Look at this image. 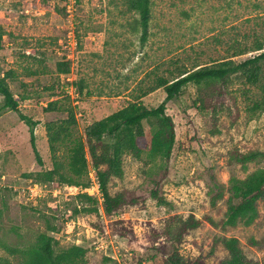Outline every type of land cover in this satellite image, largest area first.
Listing matches in <instances>:
<instances>
[{
    "label": "rangeland",
    "instance_id": "rangeland-1",
    "mask_svg": "<svg viewBox=\"0 0 264 264\" xmlns=\"http://www.w3.org/2000/svg\"><path fill=\"white\" fill-rule=\"evenodd\" d=\"M149 1L148 33L140 45L137 16L124 0H0L1 48L6 50L0 74L10 70L16 76L8 87L19 112L35 123L33 144L42 161L41 166L35 163L27 127L18 116L0 111V258L15 264L17 252L10 255L5 248L24 250L46 233L56 241L55 251L71 245L84 248L86 264H163L158 256L150 258L154 232L171 217L191 214L200 224L186 233L178 251L189 264H218L226 257L223 238L238 241L248 264H264L261 202L250 225L239 220L222 225L228 207L238 202L229 179L243 182L252 172L264 170V161L243 168L229 162L233 152H264V111L248 112L246 101L257 100L259 92L243 86L238 74L219 96L201 98L206 91L199 94L187 84L165 102L174 131L168 158L150 153L154 125L142 122L143 161L125 156L122 177L111 178L107 185L110 195L122 193L126 201L111 216L103 215L99 195L93 196L97 214L73 213L91 207L77 196L83 188L55 181L33 187L34 180L25 177L51 169L43 124L65 115L44 113L49 101L72 107L76 125L71 135L80 137L87 125L134 101L154 87L156 79L170 80L176 69L189 71L229 58V47H249L252 35L264 38V0ZM256 53L231 60L237 63ZM56 62L68 65L62 77L54 73ZM26 69L45 72L26 78ZM71 91L78 95L76 100L68 95ZM164 96L159 88L139 101L153 109ZM64 146L57 151L62 163ZM83 183L92 185L88 174ZM152 190L164 204L151 198ZM217 190L221 197L210 206ZM120 226L130 230L125 237L114 231ZM251 240L262 244L253 246Z\"/></svg>",
    "mask_w": 264,
    "mask_h": 264
},
{
    "label": "trees",
    "instance_id": "trees-1",
    "mask_svg": "<svg viewBox=\"0 0 264 264\" xmlns=\"http://www.w3.org/2000/svg\"><path fill=\"white\" fill-rule=\"evenodd\" d=\"M126 9L137 16L136 25L139 32V43L144 44L147 37L148 22L150 17L149 0H124ZM0 33V49L1 36ZM249 47L239 43L229 47L231 51L229 58L217 61L207 66H196L191 70L176 69L175 75L167 80L165 78L156 79L154 87L141 92L139 97L108 116L95 120L87 125L80 137H72V127L76 125L73 109L70 105H64L60 100L49 101L42 109L44 113H62L64 119L60 121H49L43 124L44 137L49 152L51 169L29 173L25 177L32 178L35 183L57 182L58 184L87 188L83 183V178L88 173V165L94 173L98 193L101 198V209L104 216H111L116 210L125 204L122 193L110 195L107 189L111 178L120 179L122 177V162L125 156H131L136 161H143L142 152L145 149L144 132L142 122H152L154 131L150 138L149 151L155 156L168 158L174 140L173 123L171 118L165 114V102L176 97L180 90L187 84L196 87V92L203 98L206 95H221L230 85V77L238 74L242 79V85L256 88L259 92L257 100L246 99L248 112L264 111V38L252 35ZM257 52L243 61L234 62L233 57L246 53ZM45 71L25 70V77H36ZM68 65L66 62H56L54 73L56 75L66 74ZM15 78L12 71L8 70L0 77V111L10 110L14 112L19 120L27 127L29 142L33 158L38 166L42 161L33 144V127L35 123L28 117L22 115L18 110V101L14 99L9 91L6 81ZM163 89L164 99L153 109L145 108L139 99L155 89ZM50 86L48 90H52ZM205 89V90H204ZM242 90V93L245 94ZM107 137L109 141H105ZM67 155L64 163L57 157L58 148L64 145ZM88 159V160H87ZM229 162L240 165L264 161V152L246 151L244 153L233 152L229 156ZM89 162V164H88ZM230 191L234 198L238 199L235 205L229 206L222 225L233 226L237 220L244 225H250L257 217L256 204L262 203L264 209V170L259 169L252 172L243 182L230 178ZM220 187H218L219 189ZM83 201L91 207L74 209L73 213L88 212L97 214L94 207L96 200L84 193L77 194ZM151 198L157 204H164L163 199L158 198L156 191L150 192ZM221 197L220 190H217L209 198L210 206H214L216 200ZM211 223V221H210ZM115 224H120L116 222ZM200 221L193 215L188 214L185 218L171 217L164 224L159 232H154V237L150 242L153 251L151 259L160 257L163 264H189L179 254V246L186 233L197 228ZM212 224V223H211ZM47 231L53 232L51 227ZM119 237H125L130 230L125 227L114 228ZM226 257L218 264H248L238 241L235 238H223L220 240ZM253 246L262 243L250 241ZM56 241L46 233L36 236L34 242L24 250L14 251L5 248V251L17 255L15 264H86V250L77 245H71L65 249L55 251ZM264 249V244H262ZM0 264H11L6 258H0ZM196 264V263H195Z\"/></svg>",
    "mask_w": 264,
    "mask_h": 264
},
{
    "label": "built area",
    "instance_id": "built-area-1",
    "mask_svg": "<svg viewBox=\"0 0 264 264\" xmlns=\"http://www.w3.org/2000/svg\"><path fill=\"white\" fill-rule=\"evenodd\" d=\"M69 3H72V0H67ZM72 94V95H71ZM68 95H70V98L71 99H73V100H76V98L78 97V95L76 94V93H72V91H71V93H69L68 92ZM88 176H89V178H90V181H91V184L92 185H90V183H89V186L87 187V188H84V189H79V193L80 194H82V193H84V194H86V195H88V196H90V197H93L94 196V194L95 195H99V193H98V186H97V182H96V179H95V176H94V174L91 176V173L93 172L91 169H89L88 168ZM89 172H91V173H89ZM36 185H38L37 183H33V187H35ZM73 189L74 190H77L76 189V187H73ZM116 259V258H115Z\"/></svg>",
    "mask_w": 264,
    "mask_h": 264
},
{
    "label": "crops",
    "instance_id": "crops-1",
    "mask_svg": "<svg viewBox=\"0 0 264 264\" xmlns=\"http://www.w3.org/2000/svg\"><path fill=\"white\" fill-rule=\"evenodd\" d=\"M5 49H0V65H1V63H2V61H3V56H5L4 54H5ZM7 59H6V62H7V60H8V57H6ZM8 71V70H7ZM6 72V71H5ZM13 72V71H12ZM4 72H2L1 74H0V77L2 76V74H3ZM14 74V73H13ZM15 75V74H14ZM62 75H64V74H62ZM62 75H59L60 77H62ZM16 79V76H15V78L14 79H12V80H15ZM8 82H10V81H6V83H7V86H8ZM9 88V87H8ZM10 91V90H9ZM13 96V95H12ZM14 98V97H13ZM20 98H21V96H20ZM15 99V98H14ZM19 107V106H18ZM3 111V110H2Z\"/></svg>",
    "mask_w": 264,
    "mask_h": 264
}]
</instances>
